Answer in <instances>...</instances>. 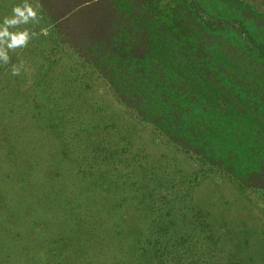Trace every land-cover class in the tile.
I'll use <instances>...</instances> for the list:
<instances>
[{
    "label": "rangeland",
    "instance_id": "rangeland-1",
    "mask_svg": "<svg viewBox=\"0 0 264 264\" xmlns=\"http://www.w3.org/2000/svg\"><path fill=\"white\" fill-rule=\"evenodd\" d=\"M29 2L37 19L11 30L27 28L34 35L26 46L9 50L8 63L0 61V150L9 153L1 157L7 162L0 173L10 176L5 189L41 202L38 225L24 231L30 251L45 248V264H68L71 258L77 264L88 248L93 252L88 264H131L139 256L131 257L132 240L153 242L160 227L178 249L166 257L171 264H264V191L241 187L139 121L89 65L59 44L54 27ZM22 3L0 0V22ZM231 3L241 5L240 17L253 26L255 40L264 41V0ZM134 19L143 29L140 34L131 30V66L138 72L144 68L148 73L150 66H206L215 76L221 66L231 88L264 102V42L254 49L248 37L189 24L179 49L160 40V49L153 50L156 34L136 14ZM13 65L21 67L18 75L12 74ZM14 98L16 109L11 110ZM5 196L0 188V202ZM4 203L2 219L10 226L18 218L23 225L28 209L22 218L11 212L6 216L10 202ZM72 210L81 220L82 214L97 212V217L84 222L85 232L68 225L67 230L84 237L75 234L69 241L57 226ZM156 215L164 218L160 225L149 219ZM50 226L53 230L42 239L39 234ZM54 230L64 241L48 250ZM143 232L149 239H139ZM145 258L149 264L155 259L149 252Z\"/></svg>",
    "mask_w": 264,
    "mask_h": 264
},
{
    "label": "trees",
    "instance_id": "trees-1",
    "mask_svg": "<svg viewBox=\"0 0 264 264\" xmlns=\"http://www.w3.org/2000/svg\"><path fill=\"white\" fill-rule=\"evenodd\" d=\"M30 1L36 4L45 21L54 27L59 44L89 65L120 105L139 121L150 126L168 143L198 158L241 187L264 191V102L255 97H245L240 89L231 88L224 82L221 66H217L215 76L208 73L206 66H150L153 70L148 73L144 68L138 72L131 66V30L138 34L143 31L134 14L149 23L151 33L156 34L151 39L153 50L160 49V40L162 46L179 49L180 37L188 33L189 24H197L199 28L216 34L230 31L242 40L248 37L251 46L257 49L255 44L262 45L264 41L259 39L257 42L251 23L240 17L243 13L240 4H233L231 0ZM252 17L259 16L252 14ZM142 40L147 43L145 38ZM15 102L16 98L12 101L11 110L16 109ZM6 152L0 150V165L7 162L1 159L3 154H9ZM9 177L0 173V188L4 189L7 200L0 203L10 202V208L4 214L7 216L11 212L22 218L24 209H28L29 214L22 219L23 225L14 216L17 220L9 226L0 212V264H36V261L45 264L42 254L46 253L45 248L40 253H32L24 233L27 228L38 225L41 214L39 217L36 215L40 212L41 202L36 198L17 197L12 189H5L4 183ZM78 204L74 202L76 208ZM82 216L81 220L79 213L72 210L71 215L57 226L68 233L69 241L78 232H71L66 227L72 223L79 232H85L82 230L84 222L97 217V212ZM149 219L160 225L164 218L156 215ZM51 220L49 217L47 224ZM57 221L54 220L51 226ZM51 226L39 234L42 239L51 233ZM160 232L167 233L157 227L158 235L154 236L153 242L149 240L141 244L136 239L132 240L131 257L136 253L139 256L135 261L131 260V264H141V261L149 264L145 258L148 252L155 257L152 264H171L166 257L178 253V249L174 243L169 244L171 240ZM138 236L139 239H149L144 232ZM51 239L46 247L48 250L64 241L63 235L57 231ZM136 243L140 245L136 246ZM84 254L83 259L78 258L77 264L90 262L92 250L88 248ZM74 261L75 258H71L68 264Z\"/></svg>",
    "mask_w": 264,
    "mask_h": 264
},
{
    "label": "clouds",
    "instance_id": "clouds-1",
    "mask_svg": "<svg viewBox=\"0 0 264 264\" xmlns=\"http://www.w3.org/2000/svg\"><path fill=\"white\" fill-rule=\"evenodd\" d=\"M37 17V9L29 0H23L22 4L13 7L11 17L3 18V21L0 22V61L8 63L10 60L9 50L26 46L34 35L27 28L17 31L11 29H18L20 25H27L30 21L36 20ZM42 34L46 35V30L42 29ZM20 71L21 67L12 66L13 75H18Z\"/></svg>",
    "mask_w": 264,
    "mask_h": 264
}]
</instances>
